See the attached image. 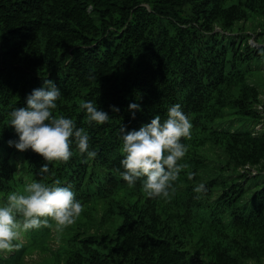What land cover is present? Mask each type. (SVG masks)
<instances>
[{"label":"trees","instance_id":"trees-1","mask_svg":"<svg viewBox=\"0 0 264 264\" xmlns=\"http://www.w3.org/2000/svg\"><path fill=\"white\" fill-rule=\"evenodd\" d=\"M261 53L264 0H0V205L59 180L83 207L63 231L23 233L0 264L35 253L38 264H264ZM45 79L61 93L53 114L86 130L95 159L73 144L67 163L40 173L41 156L8 145V113ZM82 100L108 122L87 124ZM173 104L192 124L186 167L168 197L149 198L120 175V128L163 121Z\"/></svg>","mask_w":264,"mask_h":264},{"label":"clouds","instance_id":"clouds-1","mask_svg":"<svg viewBox=\"0 0 264 264\" xmlns=\"http://www.w3.org/2000/svg\"><path fill=\"white\" fill-rule=\"evenodd\" d=\"M264 55V53H261ZM61 93L56 84L45 79L40 88L33 89L26 97V106L14 108L8 113V126L12 127L18 140H9L10 147L24 152L31 149L46 162L40 173H47L49 165L67 163L73 156L72 145L79 155L95 159L96 152L89 151L90 137L84 128H77L71 118L54 115ZM79 108L86 112V123L102 125L109 114L98 110L92 101H80ZM112 112L119 108L110 106ZM132 118L140 111V105H128ZM192 124L180 104L167 109L162 121L159 115L140 126L138 130H126L121 126V167L123 181L129 187L141 181L142 191L149 198L168 197L180 172L186 165L178 163L187 152L183 139L190 138ZM204 190L200 184L196 193ZM83 210L76 199L72 185L61 186L59 180L48 185L33 181L22 192L7 194L0 205V252L18 250L16 243L21 235L30 230L47 227L55 232L63 231L75 223ZM54 224V227H53Z\"/></svg>","mask_w":264,"mask_h":264},{"label":"rangeland","instance_id":"rangeland-1","mask_svg":"<svg viewBox=\"0 0 264 264\" xmlns=\"http://www.w3.org/2000/svg\"><path fill=\"white\" fill-rule=\"evenodd\" d=\"M90 9V8H89ZM89 11V10H88ZM250 42L253 44V45H255L254 44V42H252V40H250ZM262 69H263V71H264V66H262L261 67ZM263 76H264V73H263ZM262 95H263V97H264V93H261ZM264 127V124H258V125H256L255 126V130H260V129H262ZM38 261H39V256L35 253V254H32V258L31 259H29L28 260V264H38Z\"/></svg>","mask_w":264,"mask_h":264}]
</instances>
